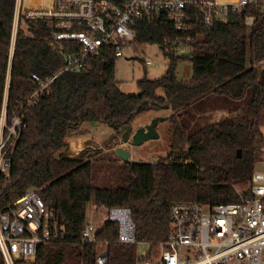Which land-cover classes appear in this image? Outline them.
Returning <instances> with one entry per match:
<instances>
[{"label": "trees", "instance_id": "obj_1", "mask_svg": "<svg viewBox=\"0 0 264 264\" xmlns=\"http://www.w3.org/2000/svg\"><path fill=\"white\" fill-rule=\"evenodd\" d=\"M14 5L15 0H0V117L5 108L6 126L17 116L22 127L10 156L9 178L0 176V209L27 190H37L64 233L61 240L41 243L33 264H92L101 244L107 245L108 264H136V245L118 243L115 222L99 228L96 244L81 242L89 204L128 208L136 241L155 243L170 232L168 212L174 204L241 201L234 186L248 184L264 148V65L259 66L264 64V4L230 14L225 23L197 21L188 34L189 56L159 49L168 60L166 71L158 79L137 81V95L121 92L110 45L85 57L81 69L60 73L34 94L38 86L31 76L49 80L65 66L62 54L79 53L81 46L65 42L59 48L46 23L23 18L12 46ZM246 16L254 17L251 25L245 24ZM178 35L164 15L151 22L140 19L132 50L159 47ZM179 59L192 63L188 82L175 79ZM151 108L172 112L164 158L120 163L110 156L97 158L89 148L74 157L68 154L67 139L82 126L106 124L119 135ZM211 112L228 117L210 122Z\"/></svg>", "mask_w": 264, "mask_h": 264}, {"label": "built area", "instance_id": "obj_2", "mask_svg": "<svg viewBox=\"0 0 264 264\" xmlns=\"http://www.w3.org/2000/svg\"><path fill=\"white\" fill-rule=\"evenodd\" d=\"M264 0H15L12 46L19 19L41 21L50 29L52 44L77 43L79 53L62 54L65 66L50 78L36 75L34 94L48 88L62 72L81 69L85 57L93 56L104 45L114 49L115 57L132 50L135 25L140 19L151 22L161 16L178 32L173 40L158 47L173 56H185L192 42L188 35L197 21L205 26L228 20ZM253 16L245 17L251 25ZM161 52V51H160ZM152 65L151 62H144ZM6 99L4 98L3 107ZM21 120L14 116L5 124V108L0 117V176L9 178L11 153L17 141ZM240 202L200 205L179 203L170 207V232L155 243H138L128 208L107 209V221L118 224L121 245L147 246L136 255V264H264V148L252 169L244 191L234 186ZM94 221L86 219L81 231L83 244H96ZM64 233L46 210L40 192L27 190L18 200L0 209V253L4 264H33L41 243L63 239ZM108 249L101 244L92 264H108Z\"/></svg>", "mask_w": 264, "mask_h": 264}, {"label": "rangeland", "instance_id": "obj_3", "mask_svg": "<svg viewBox=\"0 0 264 264\" xmlns=\"http://www.w3.org/2000/svg\"><path fill=\"white\" fill-rule=\"evenodd\" d=\"M189 53V50L187 51ZM185 53V54H187ZM180 57V56H177ZM149 61L152 65H145L144 62ZM168 60L165 59L158 46L154 44L144 45L136 52L124 50L122 57L116 60L115 79L119 83L121 92L126 95H137L139 89L137 81L146 77L149 80L160 78L166 71ZM264 64H259L262 67ZM192 77V63L189 59H179L175 63V79L180 82H188ZM172 114L170 108H151L144 113L137 114L132 121L130 127L128 142L122 144L121 134L117 135L106 124L91 123L82 126L81 129L67 139L68 154L74 155V151L79 153L84 148H89V154H96L97 158L110 156L112 159L122 162L116 155L114 149L122 147L130 153L129 162L152 163L165 157L168 152L170 125L167 120L158 123L156 133L158 137L144 142L137 147L130 146L133 134L145 126L149 125L154 119L167 118ZM228 117L226 112H211L208 114V121L216 122L220 119ZM264 136V129H262ZM73 141V142H72ZM76 145V149L72 152L69 144ZM71 145V146H72ZM78 145V146H77ZM80 145V146H79ZM78 153V154H79ZM115 156V157H114ZM100 171H96L99 175ZM97 186H101L96 184ZM239 191H244L246 186L236 185ZM92 219L97 228H101L107 221V209L103 207H95L92 204L87 206V219ZM148 248L146 245H136L137 254H141Z\"/></svg>", "mask_w": 264, "mask_h": 264}, {"label": "water", "instance_id": "obj_4", "mask_svg": "<svg viewBox=\"0 0 264 264\" xmlns=\"http://www.w3.org/2000/svg\"><path fill=\"white\" fill-rule=\"evenodd\" d=\"M186 57L189 56V53L185 54ZM168 103H166L164 106H167ZM136 113V112H135ZM167 120V118L163 119H154L149 125L145 126L144 128H141L137 130L130 141V146L137 147L142 145L144 142L156 139L158 137L156 133V127L158 123L163 122ZM131 131L130 125L125 126L121 129V140L122 144H125L128 142L129 133ZM115 155L122 161V162H128L130 158V153L126 150H124L121 146L114 149ZM237 158H240V151H237Z\"/></svg>", "mask_w": 264, "mask_h": 264}, {"label": "crops", "instance_id": "obj_5", "mask_svg": "<svg viewBox=\"0 0 264 264\" xmlns=\"http://www.w3.org/2000/svg\"><path fill=\"white\" fill-rule=\"evenodd\" d=\"M72 142H73V141H72ZM69 145H70V146H69V149L71 150V152H72L73 149H76V145H72V143H70ZM71 145H72V146H71ZM77 146H78V145H77ZM79 146H80V145H79ZM80 149H82V148H79V151H80ZM79 151L75 150V151H74V155H76V154L78 155Z\"/></svg>", "mask_w": 264, "mask_h": 264}]
</instances>
